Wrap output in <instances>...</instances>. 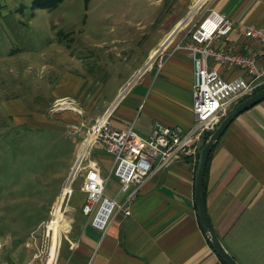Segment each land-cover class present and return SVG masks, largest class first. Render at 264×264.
<instances>
[{
  "label": "crops",
  "instance_id": "0c3cea01",
  "mask_svg": "<svg viewBox=\"0 0 264 264\" xmlns=\"http://www.w3.org/2000/svg\"><path fill=\"white\" fill-rule=\"evenodd\" d=\"M164 1L158 0L162 5ZM172 1L174 6L165 4L167 18L161 36L133 70L138 71L136 76L122 87L106 110L110 111L114 125L123 128L133 123L143 137L150 135L155 123L186 129L193 123V61L189 52L178 46L183 36L178 27L184 21L186 25L208 7L227 15L236 26L221 44L242 52L257 47L255 40L240 33L242 29L247 25L264 28V0ZM160 56L164 59L158 66ZM209 63L226 78L245 75L243 69H225L211 60ZM64 80L61 87L70 83L69 78ZM80 135L83 140L84 132ZM91 153L101 175L106 177V170L109 175L111 154L98 147ZM197 159L196 156L175 160L150 175L132 199L131 213L119 211L106 230L87 220L82 210L86 201L83 191L57 264H224L197 216ZM104 192L119 201L125 199L113 175L106 180ZM204 193L210 222L228 251L240 264H264V99L240 112L213 146ZM62 209L53 221H48L51 241L46 264H51L56 255L59 223L64 221Z\"/></svg>",
  "mask_w": 264,
  "mask_h": 264
},
{
  "label": "rangeland",
  "instance_id": "374dc122",
  "mask_svg": "<svg viewBox=\"0 0 264 264\" xmlns=\"http://www.w3.org/2000/svg\"><path fill=\"white\" fill-rule=\"evenodd\" d=\"M31 2L0 0V264H46L48 221L62 207L57 264L84 196L76 166L84 139L68 127L108 109L161 36L165 4L174 6L65 0L48 10Z\"/></svg>",
  "mask_w": 264,
  "mask_h": 264
},
{
  "label": "built area",
  "instance_id": "2783aa9c",
  "mask_svg": "<svg viewBox=\"0 0 264 264\" xmlns=\"http://www.w3.org/2000/svg\"><path fill=\"white\" fill-rule=\"evenodd\" d=\"M191 17L183 27L179 47L189 52L193 61L192 85L193 123L189 128L181 125L155 123L150 135H139L133 123L118 127L110 120V111L91 123L75 122L68 132H84V141L77 156V167L84 168L83 190L86 201L82 210L95 227L106 230L119 211L131 213L130 203L140 187L154 172L175 160L196 157L206 131H212L218 122L241 98L254 93L264 85V28L247 25L240 32L246 39L255 40L257 47L250 52L234 49L221 41L235 29V21L208 7ZM196 16V15H195ZM163 56L158 58L161 66ZM221 64L225 69L240 68L245 75L224 77L209 63ZM98 147L111 154L109 175H101L91 151ZM76 167V168H77ZM110 175L117 177L125 199L119 201L104 192Z\"/></svg>",
  "mask_w": 264,
  "mask_h": 264
},
{
  "label": "water",
  "instance_id": "95a60500",
  "mask_svg": "<svg viewBox=\"0 0 264 264\" xmlns=\"http://www.w3.org/2000/svg\"><path fill=\"white\" fill-rule=\"evenodd\" d=\"M264 99V86L252 93L251 95L239 101L234 108L218 122L216 127L211 131L204 143L201 145L197 165L194 172V202L196 205L197 216L200 226L206 238L209 240L212 248L225 264H240L234 256L224 246L216 230L210 222L204 193V174L210 152L214 144L218 141L230 122L243 110L251 105Z\"/></svg>",
  "mask_w": 264,
  "mask_h": 264
},
{
  "label": "trees",
  "instance_id": "16d2710c",
  "mask_svg": "<svg viewBox=\"0 0 264 264\" xmlns=\"http://www.w3.org/2000/svg\"><path fill=\"white\" fill-rule=\"evenodd\" d=\"M65 0H32L31 2V8L32 9H36V8H45L48 10H55L56 8H58ZM89 0H84V4L85 6L88 4ZM264 86V85H263ZM261 86V87H263ZM261 87H259L258 89H260ZM257 89V90H258ZM256 90V91H257ZM211 133V131H206L203 134L202 137V144L204 143V141L206 140V138L209 136V134ZM215 145V144H214ZM201 148V147H200ZM200 151V149H199ZM198 151V154H199ZM211 153V152H210ZM198 154H197V158H198ZM210 157V155H209ZM209 159V158H208ZM197 165V163H196ZM207 167H208V162H207V166H206V171H207ZM206 171L204 174V191H205V176H206ZM225 264V263H224Z\"/></svg>",
  "mask_w": 264,
  "mask_h": 264
},
{
  "label": "bare ground",
  "instance_id": "6f19581e",
  "mask_svg": "<svg viewBox=\"0 0 264 264\" xmlns=\"http://www.w3.org/2000/svg\"><path fill=\"white\" fill-rule=\"evenodd\" d=\"M170 37H171V36H170ZM76 166H77V165H76ZM72 175H73V172H72V174H71V176H70V179L68 180L67 184L70 183V180H71Z\"/></svg>",
  "mask_w": 264,
  "mask_h": 264
}]
</instances>
